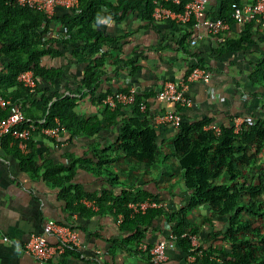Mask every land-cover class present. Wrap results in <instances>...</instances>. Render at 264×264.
Listing matches in <instances>:
<instances>
[{
  "label": "trees",
  "instance_id": "trees-1",
  "mask_svg": "<svg viewBox=\"0 0 264 264\" xmlns=\"http://www.w3.org/2000/svg\"><path fill=\"white\" fill-rule=\"evenodd\" d=\"M161 1L163 6L177 12L183 10L185 2ZM218 1L219 8L210 18H220L228 25L235 22L229 17L231 5L240 0ZM153 7V0H78L76 8L57 7V12L47 17L34 7L21 6L18 0H0V95L5 100L22 104L26 121L20 127H26L29 123L35 126L25 153L18 149L17 139L10 133L0 139L1 149L15 157L24 171L35 177L41 176L47 184L58 187L59 197L69 212L84 217L102 212L116 216L118 212H123L125 218L119 228L130 235L117 241L118 247L137 249L139 242L145 241L143 227L162 216L170 226L175 242L189 254L192 248L190 241L182 235L198 233L199 225L190 221L188 213L205 207L210 212L209 216H204L205 222L211 224L212 220L220 218L227 222V227L208 234L210 243L200 245L201 252L196 261L204 264H264V167L257 168V159L264 154V118L245 120L235 131L232 119L217 124L210 118L192 121L182 115L172 148L183 171L182 178L189 195L185 205L178 210L151 208L143 214L130 216L127 203L158 198L129 189L122 190L119 195L110 190H104L100 195L86 193L78 185L72 184L75 171L73 162L65 165L46 160L36 166L38 155L34 138L42 133L43 128L54 127L57 122L69 138L91 137L100 126L118 125V143L126 156L139 163L157 162L158 133L152 123L149 95L137 92L133 104H119L115 108L103 104L105 96L115 91L127 92L129 88L108 89L94 97L103 75L101 68L108 59H112L111 50H120L121 40L130 36L129 32L108 33L102 28V23L108 21L109 16L111 22L123 23L129 14L151 23L154 21ZM253 20L243 23L244 29L240 36L227 40L224 49L219 51L247 50L246 44L252 42L250 29ZM194 23L191 17L188 23L178 24L183 26V35L178 41L180 46L184 47V37L193 33ZM41 27L43 31H40ZM55 31L67 37H58L53 34ZM47 33L48 37L44 40ZM191 54L195 61L188 64L183 78L195 66L209 71L199 54ZM59 58L68 64H84L83 73L74 89H67V93L51 94L42 85L52 86L56 80L64 78L63 66L50 65V61ZM114 63L129 67L131 75L142 67L136 55L118 59ZM26 70H31L36 77L34 92L17 80L19 73ZM250 79L264 91V56L253 66ZM83 91L93 96L95 104L105 106L102 119L76 113V95ZM141 102L146 105L144 112L140 110ZM175 105V110L181 112V106ZM125 108L129 109L123 115ZM8 114L9 106H0V120ZM212 123L219 126V132L208 128ZM98 157L104 156L100 153ZM247 173H252V176ZM110 184L117 182L110 181ZM82 199L92 201L97 209L87 207ZM67 225L73 226L70 223Z\"/></svg>",
  "mask_w": 264,
  "mask_h": 264
},
{
  "label": "crops",
  "instance_id": "crops-1",
  "mask_svg": "<svg viewBox=\"0 0 264 264\" xmlns=\"http://www.w3.org/2000/svg\"><path fill=\"white\" fill-rule=\"evenodd\" d=\"M240 2L253 3L254 0ZM219 5L218 0H209L206 16L211 17ZM55 10L57 12L58 9ZM101 26L108 33L129 32L130 36L121 40L120 50H111L112 59H108L101 68L103 75L94 97L108 89L134 87L139 93L149 95L151 115L159 110L175 109V104L155 100L154 94L166 80H180L185 76L188 64L195 61L191 56L195 52L209 67L210 79L208 82L189 83L187 93L193 103L181 107L185 119L210 118L217 124L232 119L242 124L245 120L264 118V91L250 79L253 66L264 56V18L258 17L251 22L252 42L246 44L247 50L237 52L219 51L224 49L227 40L240 36L244 24L237 22L229 24L217 35H212L204 27L194 28L193 33L184 37V47L178 42L183 35V26L169 21L149 23L129 14L123 23L106 21ZM192 39L196 41L194 44H191ZM132 55H136L142 67L131 75L129 67L114 62ZM51 64L63 66L64 78L56 80L52 86H42L51 94L67 93V89H74L83 73L84 64H68L63 58L50 61ZM76 97L75 111L78 115L102 119L105 106L95 104L88 91ZM128 109L122 111L123 115L127 114ZM155 129L158 133L159 158L153 164L139 163L126 156L118 143L120 127L112 125L100 126L91 137L69 138L65 130L56 137L39 133L34 138L38 155L36 166L46 160L65 165L73 162L75 171L72 184L78 185L86 193L100 195L104 190H110L119 195L122 190L129 189L135 193L152 194L165 202L167 208L178 210L185 205L189 191L172 148L177 129L166 125ZM100 153L103 158L98 157ZM260 167H264V154L257 159V168ZM251 174L247 173L248 176ZM110 181L117 184L111 185ZM82 202L90 207L84 199ZM209 214L205 207L188 213L190 221L199 225L197 235L201 246L210 243L207 239L209 233L227 227V222L220 218L212 220L211 224L205 222L204 216ZM48 220L72 224L82 244V248L51 258L48 264H149L146 253L116 245L117 241L130 234L121 232L115 215L102 212L84 217L69 212L59 197L58 187L47 184L41 176L35 177L24 171L19 161L5 153L0 146V264H36L35 259L23 250V245L31 236L40 235ZM143 233V239L149 245L161 240L168 241L164 264H204L188 261L187 254L175 240H169L170 231L162 216L143 227ZM48 239L52 243L56 241L53 236H48Z\"/></svg>",
  "mask_w": 264,
  "mask_h": 264
},
{
  "label": "built area",
  "instance_id": "built-area-1",
  "mask_svg": "<svg viewBox=\"0 0 264 264\" xmlns=\"http://www.w3.org/2000/svg\"><path fill=\"white\" fill-rule=\"evenodd\" d=\"M173 3L184 2L182 11H174L168 7L162 5L161 0H153L154 7L152 17L154 21H170L175 24H185L194 18V28L200 29L204 27L212 35L218 34L228 27V23L220 18L212 19L206 16V7L209 0H171ZM21 6L34 7L43 11L47 17H51L57 7L60 8H76L78 6V0H18ZM232 10L229 17L235 22L243 24L255 18H264V0H255V3L250 4L246 2H234L231 5ZM43 27L40 31H43ZM46 34L44 40L47 39ZM58 37L66 38L59 31L53 32ZM195 39L191 40V44H194ZM210 79V72L204 68L195 66L192 71L180 80H166L161 88L155 93V100L158 102H168L172 104H179L181 107L191 106L193 103L192 98L187 93L189 83L193 81L208 82ZM18 82L24 87L30 89L31 92L35 91L37 81L34 73L31 70H26L17 76ZM137 90L134 87H130L127 92L115 91L109 93L103 99V104L110 108H115L117 105L128 106L135 102ZM9 106V114L6 118L0 120V139L7 134H11L17 139L18 149L25 153L27 151V141L30 140L35 126L32 123L27 124L26 127H20V124L26 121L22 104L20 102H11L5 100L0 95V106ZM146 105L141 102L140 110L144 112ZM153 127L170 126L177 129L182 121V114L175 109H168L164 111H157L152 114ZM41 122V121H40ZM241 123L234 121L235 131L240 127ZM208 128L219 132V126L215 123L209 124ZM64 131V128L57 122L54 127L43 128L41 132L48 137H56ZM90 207L97 209L92 201L84 199ZM128 214L134 216L138 213H145L151 208H167L165 202L155 198H146L142 201L127 203ZM125 218L123 212L116 214V222L120 225ZM167 228L170 231L169 240L174 241L171 233V228L167 224ZM48 236L55 237L54 243L50 242ZM182 236L188 237L191 250L187 254L186 258L190 262L196 261V258L200 255V240L197 233L183 234ZM168 241L161 240L152 244L151 246L146 241L139 242L137 246L138 251L146 253L149 264H164L167 254ZM82 248L79 233L75 227L60 224L54 220H48L40 235L31 236L23 245V250L30 254L36 261V264H48V261L54 257H60L67 250H74Z\"/></svg>",
  "mask_w": 264,
  "mask_h": 264
},
{
  "label": "clouds",
  "instance_id": "clouds-1",
  "mask_svg": "<svg viewBox=\"0 0 264 264\" xmlns=\"http://www.w3.org/2000/svg\"><path fill=\"white\" fill-rule=\"evenodd\" d=\"M110 22H111V17L109 16V17H108V23H110Z\"/></svg>",
  "mask_w": 264,
  "mask_h": 264
}]
</instances>
